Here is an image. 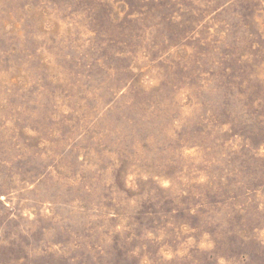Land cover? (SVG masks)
Here are the masks:
<instances>
[{
    "label": "rangeland",
    "instance_id": "obj_1",
    "mask_svg": "<svg viewBox=\"0 0 264 264\" xmlns=\"http://www.w3.org/2000/svg\"><path fill=\"white\" fill-rule=\"evenodd\" d=\"M0 264H264V0H0Z\"/></svg>",
    "mask_w": 264,
    "mask_h": 264
}]
</instances>
